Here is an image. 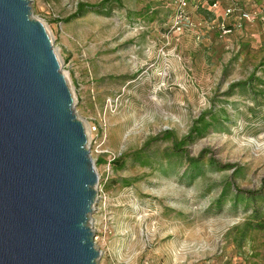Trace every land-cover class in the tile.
<instances>
[{"label": "rangeland", "instance_id": "374dc122", "mask_svg": "<svg viewBox=\"0 0 264 264\" xmlns=\"http://www.w3.org/2000/svg\"><path fill=\"white\" fill-rule=\"evenodd\" d=\"M260 1L220 38L194 7L208 22L172 32L165 0H30L98 174L99 264H264Z\"/></svg>", "mask_w": 264, "mask_h": 264}, {"label": "water", "instance_id": "95a60500", "mask_svg": "<svg viewBox=\"0 0 264 264\" xmlns=\"http://www.w3.org/2000/svg\"><path fill=\"white\" fill-rule=\"evenodd\" d=\"M87 138L30 0H0V264H99Z\"/></svg>", "mask_w": 264, "mask_h": 264}, {"label": "built area", "instance_id": "2783aa9c", "mask_svg": "<svg viewBox=\"0 0 264 264\" xmlns=\"http://www.w3.org/2000/svg\"><path fill=\"white\" fill-rule=\"evenodd\" d=\"M170 4V19L169 26L170 30L174 33L180 32L182 30H192L196 27V23L193 17L190 15V9L194 0H165ZM212 1L211 7L216 8L222 2L227 4L224 6L222 13L224 16H231L234 13L238 14V23L233 27L227 26L224 23H221L219 29L221 31L220 37H225V34L231 33L233 29H240L243 22H252L255 19L256 13L247 11L241 6L242 0H207ZM95 240V239H94Z\"/></svg>", "mask_w": 264, "mask_h": 264}, {"label": "crops", "instance_id": "0c3cea01", "mask_svg": "<svg viewBox=\"0 0 264 264\" xmlns=\"http://www.w3.org/2000/svg\"><path fill=\"white\" fill-rule=\"evenodd\" d=\"M258 0H256V2H257ZM260 1V0H259ZM262 1V0H261ZM261 1L259 2L260 3V5H261ZM211 3H212V1H207V0H194V2H193V4H192V6H191V9L190 10H192V7H194V8H201V9H203V10H205V11H207V12H209L208 13V15L210 16L211 15V18H209L210 20V22L213 24V25H215V23H217L216 25H215V27L214 26H212V29L210 30L211 32H209V34H212V32H214L215 34H216V32L218 33V36L220 37L221 36V31H220V29H219V24L220 23H225L226 22V25L227 26H230V27H233L236 23H238V14L237 13H234L233 15H231V16H224V14L222 13V10H223V8H224V6L227 4L225 1L224 2H222L218 7H216V8H212L211 7ZM251 3H253V0H242L241 1V6L244 8V9H248L249 7L251 8L252 6H250V4ZM197 11V10H196ZM190 14L192 15V17H196V19L198 20V21H200V22H204V23H207L208 21H206V19L203 17V16H199V17H197V15H194V13L192 12V11H190ZM193 18V19H194ZM195 22H196V20H194ZM202 22V23H203ZM243 23H245V24H249L250 22H243ZM216 29V31H215V29ZM213 33V34H214ZM226 37V36H225ZM224 37V38H225ZM220 38H222V37H220Z\"/></svg>", "mask_w": 264, "mask_h": 264}, {"label": "trees", "instance_id": "16d2710c", "mask_svg": "<svg viewBox=\"0 0 264 264\" xmlns=\"http://www.w3.org/2000/svg\"><path fill=\"white\" fill-rule=\"evenodd\" d=\"M107 1H108V0H105V2H107ZM103 3H104V2H103ZM100 5H102V3L97 4V5H94V6H92V5H88V4H85V3H79V5H78V11H77L75 14H73V15L71 16V18H72V17H77L79 14H82V12H84V11L87 10V9H94V7H97V6H100ZM197 122H198V123H202V120L199 119ZM200 125H201V124H200ZM209 126H210V124H209L208 122L204 123V125H203L202 127H199L198 124H195V126H194L192 132L195 133L197 136H198V135H201V134L203 133V130L206 129V128H208ZM192 136H193V135H192ZM193 137H194V136H193ZM99 161H102V159H100ZM118 162H119V160H118V159H115V160H113L111 163L115 165V164L118 163ZM256 194L258 195V193H256ZM254 195H255V194H254ZM254 195L249 196V198H255Z\"/></svg>", "mask_w": 264, "mask_h": 264}]
</instances>
